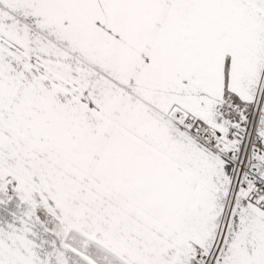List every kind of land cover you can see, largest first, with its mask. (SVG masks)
Here are the masks:
<instances>
[{"label": "snow or ice", "instance_id": "1", "mask_svg": "<svg viewBox=\"0 0 264 264\" xmlns=\"http://www.w3.org/2000/svg\"><path fill=\"white\" fill-rule=\"evenodd\" d=\"M0 264H264V0H0Z\"/></svg>", "mask_w": 264, "mask_h": 264}]
</instances>
